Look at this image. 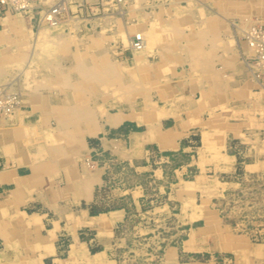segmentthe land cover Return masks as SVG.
I'll list each match as a JSON object with an SVG mask.
<instances>
[{"label": "crops", "instance_id": "crops-1", "mask_svg": "<svg viewBox=\"0 0 264 264\" xmlns=\"http://www.w3.org/2000/svg\"><path fill=\"white\" fill-rule=\"evenodd\" d=\"M153 5V45L146 52L172 54L169 76L178 85L163 119L141 130V122L124 110L89 121L76 117L70 138L66 126L49 128V118L69 111L63 99L35 88L47 82H35L32 70L61 69L50 53L58 54L56 47L71 33L62 25L37 24L40 0H31L25 15L4 13L0 6V88L26 85L20 88L19 109L0 117V226L8 222L35 237L45 234L51 246L59 238L75 244L90 230L102 245L98 233L108 235L125 211L90 213L99 203L102 169L90 172L86 154L133 162L147 156L149 145L171 160L181 158L184 171H195L197 185L217 183L223 191L264 177V83L254 77L252 52L242 39L252 24L264 26V0H154ZM60 147L73 150L72 159L59 153ZM226 236L223 250L208 245L205 251L224 264H264V239ZM202 239L197 241L205 246Z\"/></svg>", "mask_w": 264, "mask_h": 264}, {"label": "rangeland", "instance_id": "rangeland-1", "mask_svg": "<svg viewBox=\"0 0 264 264\" xmlns=\"http://www.w3.org/2000/svg\"><path fill=\"white\" fill-rule=\"evenodd\" d=\"M40 2L44 7L37 10V24L47 27L40 23V14L63 2L66 11L61 23L48 27L62 25L71 33L56 47L58 54L50 53V59L60 63L61 69L32 70L35 82H47L44 87L35 84V88L63 99L69 111L65 116L49 118V128L66 126L70 138L76 117L87 121L109 114L116 117L120 110L130 120L141 122V130L163 119L170 94L178 85L170 77L172 54L146 52L153 45L154 0ZM157 23L159 28L160 20ZM137 34L145 43L141 50L132 49ZM24 71L30 75L31 70ZM24 87L0 88V96L12 101L0 117L19 109ZM132 125L136 128L132 122L130 128ZM65 148L60 147L59 153H67L65 158L72 159L73 150ZM145 149L147 156L133 162L101 153L92 159L86 154L83 162L90 172L102 169L99 203L90 213L125 211L123 221L108 235L98 233L102 245L95 243V232L83 230L79 243L59 238L51 246L45 234L35 237V232L20 231L3 222L0 264H224L218 254L205 248L209 245L223 250L226 235L233 233L254 242L264 239V177L243 181L237 189L228 191L217 183L199 186L195 171H184L181 158L171 160L149 145ZM198 238H203L205 246Z\"/></svg>", "mask_w": 264, "mask_h": 264}, {"label": "built area", "instance_id": "built-area-1", "mask_svg": "<svg viewBox=\"0 0 264 264\" xmlns=\"http://www.w3.org/2000/svg\"><path fill=\"white\" fill-rule=\"evenodd\" d=\"M0 6L4 13H28L31 10V0H0ZM66 8L63 2H58L54 6L49 7L40 14V23L47 26H56L61 23L63 14ZM242 39L246 46L251 50V70L257 80H264V26L259 23H254L249 26ZM136 50L143 48V38L137 34L131 43ZM12 101H5L4 97L0 96V114L8 110Z\"/></svg>", "mask_w": 264, "mask_h": 264}, {"label": "bare ground", "instance_id": "bare-ground-1", "mask_svg": "<svg viewBox=\"0 0 264 264\" xmlns=\"http://www.w3.org/2000/svg\"><path fill=\"white\" fill-rule=\"evenodd\" d=\"M59 25V24H58ZM43 26V25H42ZM46 28V27H45ZM48 30V29H47ZM144 45H145V43H144V41H143V48H144ZM132 49H134L133 47H132ZM120 111H122V110H120ZM122 113V112H121Z\"/></svg>", "mask_w": 264, "mask_h": 264}]
</instances>
